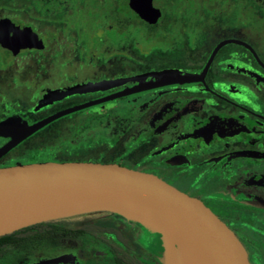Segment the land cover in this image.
<instances>
[{
    "label": "flooded vegetation",
    "instance_id": "1",
    "mask_svg": "<svg viewBox=\"0 0 264 264\" xmlns=\"http://www.w3.org/2000/svg\"><path fill=\"white\" fill-rule=\"evenodd\" d=\"M123 3L0 0V149L17 129L96 102L26 136L0 168L78 161L97 135L85 152L202 200L264 264V0H151L149 21ZM86 83L102 84L54 99ZM98 221L10 243L0 264H167L157 234Z\"/></svg>",
    "mask_w": 264,
    "mask_h": 264
},
{
    "label": "water",
    "instance_id": "2",
    "mask_svg": "<svg viewBox=\"0 0 264 264\" xmlns=\"http://www.w3.org/2000/svg\"><path fill=\"white\" fill-rule=\"evenodd\" d=\"M122 7L129 16L147 21L149 18L155 20L159 14L153 9L151 0H124ZM173 77L178 78L175 81L194 79L192 74ZM137 79L139 77L129 80ZM160 83H164L163 80ZM101 84L86 83L54 99L96 91ZM139 89L144 88L131 91ZM95 103L69 108L11 132L12 140L0 149V156L50 121ZM5 132H10L7 125L0 124V134ZM76 203L81 207L66 208V205ZM82 210L120 212L151 225L154 231L163 235L166 249L163 260L167 264H251L239 236L222 218L202 200L153 173L117 162L86 160H49L0 168V237Z\"/></svg>",
    "mask_w": 264,
    "mask_h": 264
},
{
    "label": "trees",
    "instance_id": "3",
    "mask_svg": "<svg viewBox=\"0 0 264 264\" xmlns=\"http://www.w3.org/2000/svg\"><path fill=\"white\" fill-rule=\"evenodd\" d=\"M75 160H86V161H102L109 162L108 160H98L93 158L90 154L82 151L81 156ZM70 224L73 222H67L66 220L59 221H45L35 225H30L19 231L13 232L11 234L0 237V255L7 250L10 243H15V245H31L38 243H50L55 237V232H71V229L67 228L65 224ZM98 223H102L98 221ZM61 224V225H60Z\"/></svg>",
    "mask_w": 264,
    "mask_h": 264
},
{
    "label": "rangeland",
    "instance_id": "4",
    "mask_svg": "<svg viewBox=\"0 0 264 264\" xmlns=\"http://www.w3.org/2000/svg\"><path fill=\"white\" fill-rule=\"evenodd\" d=\"M88 138H89L88 141L85 140L81 147L83 151L95 145L94 142L97 141L98 138L100 137L95 135V136H88ZM111 217L120 218V220H123L124 222L127 223V225H130V226L138 225L141 228L145 229L146 232H153L154 234H157V239H162L161 241L163 243V240H164L163 235L160 232L154 231V228L151 225H148L147 223H143L139 221L136 217L120 214V212L102 211V210H93V211L82 210L72 215H69V216L66 215L58 219L51 220V221L66 220L67 222H74V223L75 222H85L87 224L88 223L92 224L98 221L99 219L105 220ZM164 250H165L164 251V254H165L166 249L164 248Z\"/></svg>",
    "mask_w": 264,
    "mask_h": 264
},
{
    "label": "bare ground",
    "instance_id": "5",
    "mask_svg": "<svg viewBox=\"0 0 264 264\" xmlns=\"http://www.w3.org/2000/svg\"><path fill=\"white\" fill-rule=\"evenodd\" d=\"M65 207V206H64ZM81 207V204H71V205H66V208L69 210H75Z\"/></svg>",
    "mask_w": 264,
    "mask_h": 264
}]
</instances>
